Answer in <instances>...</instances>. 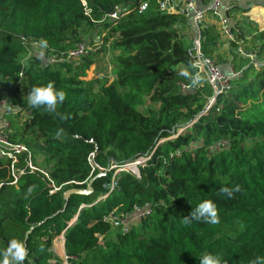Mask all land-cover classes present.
<instances>
[{"label": "trees", "instance_id": "obj_1", "mask_svg": "<svg viewBox=\"0 0 264 264\" xmlns=\"http://www.w3.org/2000/svg\"><path fill=\"white\" fill-rule=\"evenodd\" d=\"M82 1L0 0V98L9 103L10 143L27 149L15 164L0 158V250L11 239L22 241L24 264H199L204 252L222 264H250L264 256V67L255 69L237 52L253 29L256 59L264 61V32L234 16L241 45L232 42L220 58L221 34L215 25L204 27L203 55L242 71L206 110L209 85L182 91L192 84L180 70L195 75L193 50L178 31L184 17L160 12L152 0L141 14L105 22L116 7L134 9L140 0H84L91 18ZM94 31L105 32L101 50L78 63L62 59ZM107 48L114 81L86 80ZM49 82L65 92L63 104L56 112L31 108L29 89ZM223 142L226 149L210 151ZM149 155L140 180L110 167ZM90 181L91 194L64 197ZM203 200L216 205L220 222L184 223ZM146 204L151 215L125 235L106 238L113 230L108 216ZM63 234L65 260L52 253Z\"/></svg>", "mask_w": 264, "mask_h": 264}, {"label": "built area", "instance_id": "obj_2", "mask_svg": "<svg viewBox=\"0 0 264 264\" xmlns=\"http://www.w3.org/2000/svg\"><path fill=\"white\" fill-rule=\"evenodd\" d=\"M264 4V0H258ZM152 0H140V3L136 8H124L122 5L116 7L113 12L107 14L102 21L105 22H118L122 17L130 14L133 11H137L139 14L147 11L151 4ZM158 9L160 12H164L168 15H178L186 19L187 24H189L194 31L195 40L192 55L194 57L192 68L195 70V75L201 77V82L197 88H202L205 84L209 85L212 89V98H210L209 103L206 107V110L210 109L217 100V98L225 94L232 85L234 80L240 79L242 77V71H236L232 66H228L227 69L222 71V68L214 59L203 55L202 53V44L205 41V37L202 35V31L205 26L211 25L209 18L212 17L215 21L214 25L221 34L223 40H226V46L231 45L232 42H237L236 36L233 33V25L230 22V19L227 16V5L226 0H156ZM85 8V15L90 17L91 10L88 8L87 2L82 1ZM91 18V17H90ZM101 21V22H102ZM264 32V31H263ZM33 48L39 47H48L42 43H32L27 42ZM103 45V40L100 42L90 44V41L84 40L80 42L74 49L69 50L65 53V56L62 57L65 61L78 63L81 62L82 58L88 55L90 52H97L101 50ZM49 48V47H48ZM237 52L243 56L250 59L251 64L257 67L256 56L254 51H244L240 46L237 49ZM55 62L56 60H52ZM100 78V76H97ZM192 85L184 84L182 85V91L185 93L192 92L194 88ZM8 101L5 98H0V158L6 157L12 159V163H17L16 154L21 151H26L27 149L24 146H16L10 143L8 139L10 123L5 117V113L8 110ZM180 132V131H179ZM174 136L173 138H176ZM227 143H219L215 146L210 147V151H222L226 149ZM180 153L176 152L171 155L179 156ZM153 155L140 157L135 159V161L130 163H125L124 166L117 167L114 165V162L111 164V168H116V174L120 172H127L135 176L139 180L141 179V173L145 170L147 162L150 161ZM93 155L90 157V161L95 165V168L100 169L101 172H104L105 168L102 169L96 165L93 160ZM167 160H165L166 166ZM29 167L32 171H36L37 167L29 160ZM14 169V167H13ZM14 171V170H13ZM153 213V206L146 204V206L140 207L136 206L133 208L132 213L129 215H120L119 217H107V222L112 226L113 230L119 231L122 235L130 232L132 228L139 223L141 220L147 218V216ZM104 237H99V244L103 245Z\"/></svg>", "mask_w": 264, "mask_h": 264}, {"label": "clouds", "instance_id": "obj_3", "mask_svg": "<svg viewBox=\"0 0 264 264\" xmlns=\"http://www.w3.org/2000/svg\"><path fill=\"white\" fill-rule=\"evenodd\" d=\"M179 75L191 80L193 87L201 82L199 75L191 76L186 69H181ZM66 94L63 90H57L53 83L34 85L27 95V104L33 109L44 108L48 112H56L57 106L63 104ZM61 119L66 117L62 113H57ZM238 190V189H237ZM31 191V188H29ZM221 192L232 196L233 190L222 187ZM184 223L192 221L203 222L205 224L215 225L220 222L216 205L211 200H203L198 203L190 215L183 218ZM27 256V250L22 241L11 239L5 249L0 250V264H24ZM199 264H222L219 256L209 252H204L199 256ZM250 264H264V256H256Z\"/></svg>", "mask_w": 264, "mask_h": 264}, {"label": "rangeland", "instance_id": "obj_4", "mask_svg": "<svg viewBox=\"0 0 264 264\" xmlns=\"http://www.w3.org/2000/svg\"><path fill=\"white\" fill-rule=\"evenodd\" d=\"M233 3H234L233 0H230L229 1L230 8L226 12L228 18L230 19V18H233L234 16H236L237 17L236 19H240V18H242V16L244 17V13L242 12L243 10L241 8H239L240 10H238V7L235 4H233ZM228 11L231 13V15H230V13H228ZM210 18H212V17H210ZM185 21H186V19H185ZM178 31H179V34L182 37V40H183V43L185 44V46L187 48L193 49L194 40H195V37L196 36L194 35V31L192 30L191 26L189 24H187V22H185V23H183V25L178 26ZM249 32H250V34L248 36V39H246L245 41H243L242 46L244 45V46L251 47L253 50H250V51H254L255 54H257V51L255 49L258 47V45H254V35H253L254 34L253 33L254 31H253V29H251ZM98 35L99 34L97 33V31H94V32L86 33L84 35V37H86L85 39L87 41H92L93 43L97 42L98 40L100 42L101 39L102 40L104 39L105 32L104 31L101 32V35H100L101 38L98 37ZM109 44H110V42H109ZM226 45H227L226 44V40L224 41L221 38V42L219 43L218 50H217V54L220 55V58H223V57L224 58L225 57L227 58V56H228V55H226L227 54L226 53V50H227ZM108 49L109 48H107L104 51V53L100 54L99 57H97L95 59V64L90 68V70L87 72V74L85 76V79L86 80L90 81V80L95 79V80H98V81L99 80H101V81L102 80H108V82H110V81L113 82L114 81L115 78L113 76V66H112V62H111V60H112V53L110 51H108ZM244 51L246 52L248 50H245L244 49ZM250 51H248V52H250ZM256 58H257V56H256ZM217 61H218L217 62L218 65H220L221 68L223 66L224 69H225V67H226L225 65L226 64H223L222 65L223 59H221V60L217 59ZM256 62H257V67H255V69L258 70V69H261L262 66L264 67V61L263 60H257L256 59ZM222 71H223V68H222ZM97 76H100V78H97ZM181 131L182 130H180L179 133H181ZM117 235H118V231L117 230H112L107 235L106 238L109 239V240H115L116 237H117ZM61 243H62V237H60V238H58V239H56L54 241V243H53L54 246H53V249H52V253H53L54 256L58 257L59 259L65 260L66 257H67V255H66V249L64 247L62 248Z\"/></svg>", "mask_w": 264, "mask_h": 264}, {"label": "crops", "instance_id": "obj_5", "mask_svg": "<svg viewBox=\"0 0 264 264\" xmlns=\"http://www.w3.org/2000/svg\"><path fill=\"white\" fill-rule=\"evenodd\" d=\"M230 0H226L227 9L230 8L229 5ZM236 6L241 8L242 10L247 9L244 17L238 19L241 20L243 18H248V20L255 24L258 32L264 31V4L258 0H233ZM241 14V13H240ZM236 17V16H235ZM237 18V17H236ZM209 22L211 25H214L215 21L212 18H209ZM231 24L234 26L235 21L230 18ZM227 68L224 69V71Z\"/></svg>", "mask_w": 264, "mask_h": 264}, {"label": "water", "instance_id": "obj_6", "mask_svg": "<svg viewBox=\"0 0 264 264\" xmlns=\"http://www.w3.org/2000/svg\"><path fill=\"white\" fill-rule=\"evenodd\" d=\"M183 131H181L182 133ZM179 133V135L181 134ZM93 181V180H92ZM92 181H90V184L89 186L87 187V189H84V190H77V189H71V190H68L67 192H65L64 194V197L65 198H69L70 195H73V194H78V195H89L93 192V187H92ZM62 241H63V244H64V247H65V236L64 234L62 235ZM67 258V257H66Z\"/></svg>", "mask_w": 264, "mask_h": 264}, {"label": "bare ground", "instance_id": "obj_7", "mask_svg": "<svg viewBox=\"0 0 264 264\" xmlns=\"http://www.w3.org/2000/svg\"><path fill=\"white\" fill-rule=\"evenodd\" d=\"M61 245H62V248L64 247V244H63V241H62V243H61ZM65 248V247H64ZM56 249V248H55ZM57 250V249H56ZM63 251V250H62ZM61 252V251H60Z\"/></svg>", "mask_w": 264, "mask_h": 264}]
</instances>
